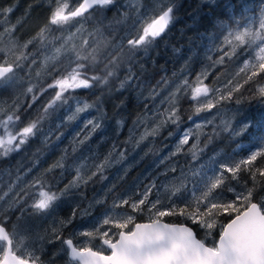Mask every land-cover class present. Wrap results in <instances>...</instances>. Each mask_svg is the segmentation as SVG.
I'll use <instances>...</instances> for the list:
<instances>
[{
  "label": "rangeland",
  "instance_id": "obj_1",
  "mask_svg": "<svg viewBox=\"0 0 264 264\" xmlns=\"http://www.w3.org/2000/svg\"><path fill=\"white\" fill-rule=\"evenodd\" d=\"M34 1L31 24L24 27L25 31L28 32L34 30L44 20L45 7L43 6L47 5L51 11L56 6V0H48V2L46 0ZM67 2L70 7H75L82 0H67ZM116 2H121L120 6L127 8L123 11L125 19L122 26H133L132 35H135L143 20L149 16L157 15L165 6L173 5L174 0H114V3L110 6H113ZM104 8L97 6L94 9L95 11L84 19L79 17L67 25L56 27L57 34L64 35L54 38L52 48L49 51L45 50L49 42L48 44L41 42L42 45L39 44L38 53L36 54V56H39L36 58L35 56H29L32 52L26 55L27 53L23 52L19 47L20 45H12L13 42H7V47L0 49V56L7 52L4 59L11 63L15 62L16 57L21 53L24 56L18 61L20 67L16 69L12 82L8 85H0V121L5 120L8 115L14 113L21 117L20 121L8 124L9 131L15 133L17 129L27 123L28 119L32 118L31 105H33L34 110L39 104H45L46 101L54 99L58 89L48 87L55 80L50 78V81L46 82L48 80L46 75L63 58L74 59V54L69 51L73 45H75L77 51H81V54L84 52L88 44L81 47L83 41L87 40L89 43L92 36V31L85 27L87 25L85 23L91 19L94 21L96 14H100ZM262 15H264V10L252 15L249 21L240 29L229 33L235 34L245 28L261 31ZM98 20H100V16H98ZM121 22H119V25ZM122 26L113 25L112 33L116 35V31H122ZM62 27L65 28L64 32H62ZM229 33L225 35L222 46L216 45L205 50L204 58L191 64L193 65L191 70H189L190 63L198 57L197 52L188 63L184 64L183 67H186V69L183 70L180 69L181 66L178 67L180 73L174 78L162 81L157 87L155 86L156 88L150 87L142 81L140 82V79L134 75L130 79H126L127 84H133L134 82L138 97L148 103L150 111L132 126L128 137L125 136V143L122 146L117 141L122 133L123 126L112 133L105 122L106 116L100 109L90 105L87 101L83 99L73 100L62 113H59L61 115L50 123L44 133L46 140H50L48 151L46 150L47 153L39 159H35V166L29 172H22L18 177L16 174L19 172L13 173V184L10 186L8 184L3 189L0 187V197H2L0 198V222L3 225L8 224L10 230L8 231L17 242L14 244V247L18 246L17 255L30 254L29 261L35 260L38 264H77L69 260L66 246L63 243L66 239H72L77 248L90 247L95 251L108 254L107 248L103 246L99 238L92 239L79 235V233L92 231L97 227L100 228V231L109 229L110 225L101 227V221L106 215L114 217L117 215H131L134 217L135 223L139 217L145 218L146 222H149L150 218L146 210L142 213L133 212L127 205L114 208V204L119 203L122 199H128L130 203L139 200L155 184L149 195V201L158 198L161 201L158 207H167L169 205V194L165 190L166 186L172 183L178 184L181 180H184L187 188L178 197H171V201L175 206L184 207L186 202H191L193 191L196 192V195H199L200 191L203 190V179L206 175H212L213 171L222 162L237 161L236 157L238 155L236 153L228 154L221 149L205 154V147L200 148V145H198L202 136L200 133L203 129L213 126L220 130L218 133H221L232 128V122L237 117H235V112L230 106L231 103L227 96L231 91L238 88L236 77L244 68L245 63L256 62L257 45L238 47L233 55H228L232 51V45L226 43V38H230ZM109 36L105 39L107 46L120 48L119 44L108 41ZM129 36V34L127 36L123 34V38L128 39ZM55 40L58 42L53 45ZM26 45L28 46L29 42L26 41ZM123 46H126V43ZM57 48L62 49L61 53L56 52ZM128 52L123 51L122 56L125 54L127 56ZM216 54L217 57L214 59L213 56ZM53 57L55 58L53 59ZM221 57H223V61L219 62ZM227 61L230 64H227ZM223 65L227 67H224L220 76L216 77V79H222L223 81L211 87L208 84V79L216 69H220ZM247 69H252L251 64ZM38 72L40 73L39 76H37ZM171 75H174V73ZM197 77L209 88V95L193 100L191 89L198 82ZM185 81H187V84L184 83ZM29 87L33 89L32 92H28ZM261 87H264V83ZM74 91L65 92L62 98L68 97L69 93ZM184 100L191 102L188 107L184 108V111L192 109V111L185 114L182 112L181 106ZM208 100L212 101L214 107L197 114L195 108ZM85 103L90 107L86 111L76 114L75 119L69 120L68 117L76 112V108L78 106L82 107ZM55 107L57 108V105H53L51 108ZM174 108L179 109L177 113L180 118L179 122L174 124L168 121L161 125L160 122L166 120V113ZM40 110H43V108H40ZM89 120L97 121L101 125L90 136V131L88 134H83L88 128L91 129V125L87 123ZM103 122H105L107 128V132L104 134L101 131ZM64 125L67 127L64 131H61ZM158 125H160L158 134L148 136L136 145V141L146 129L151 131ZM197 125H200V127L197 128ZM242 127L243 125L234 127L235 132ZM189 130L191 131V137L189 143L184 145L183 149L195 141L194 145L198 153V159L195 160L189 151L186 152L187 155H182V152L172 155L176 152L177 144L183 138V134ZM0 135H4L3 126H0ZM86 136H89V138L85 139ZM130 136L131 141H129ZM82 140L84 142L80 143ZM114 146L115 151H113ZM255 151H260V149H251L249 155ZM17 152H10L7 156L0 155L1 172L9 170L10 163L17 162L20 159ZM110 152L112 153L109 158L110 163L105 166L102 172L97 173V166L103 163L106 157H109ZM121 152L124 154L122 160L120 159ZM57 162H61L63 167H53ZM173 168L175 169L174 172L171 170ZM137 169L140 170L139 173L136 172ZM54 171L55 176L51 175L46 178L48 173L52 174ZM193 171H199L200 174L192 175ZM134 172L136 173L131 176ZM94 173L97 174L94 175ZM77 175L80 177L79 180L76 179ZM52 180V189L45 190L57 193L59 198L47 211L41 212L32 208L31 205L36 199L39 187L48 186L49 181ZM92 182L93 186L89 187ZM86 187L87 189H85ZM5 188L7 189L4 190ZM242 191L244 190H237V192ZM4 193H7V195H4ZM220 198L224 199L223 194ZM146 208L147 204L145 205ZM166 217H163L162 221ZM69 219H71V223H65ZM221 225L223 224L217 222L210 236L207 235L206 229L197 226L205 234V241H214L215 234L216 232L219 233ZM132 226L130 224L129 228ZM116 231L118 230L112 228L109 236Z\"/></svg>",
  "mask_w": 264,
  "mask_h": 264
},
{
  "label": "snow or ice",
  "instance_id": "obj_2",
  "mask_svg": "<svg viewBox=\"0 0 264 264\" xmlns=\"http://www.w3.org/2000/svg\"><path fill=\"white\" fill-rule=\"evenodd\" d=\"M113 3L114 0H82L77 6L70 7L67 0H56V6L51 11L48 25L57 27L67 25L76 18L83 17L93 7H107ZM173 8L174 5L165 6L157 15L149 16L142 21L136 34L126 40V46L130 53L140 49L147 51L148 47L168 30L169 25L172 24L175 18ZM260 29L261 31H253L250 28H245L235 34L229 33L230 38H226V43L232 45V51L228 53L229 56L233 55L238 47L244 45H257L258 47L255 57L256 62L245 63L244 68L241 69V71H244L251 64L252 71L247 76L245 83L260 73H264V15H262ZM46 30L47 26L40 31L39 35L42 38ZM87 44L88 41L84 40L81 47ZM24 47H27V45ZM61 51V48L56 49L57 53H61ZM69 51L74 54L73 63H75V67H71L66 75L48 85L49 88H56L58 91L55 93L52 102L43 110L45 114L48 108L53 107L56 101L61 100L65 92L79 88L89 89L93 87V82L101 80L99 76L88 75L89 63H79V61L95 63L97 59L95 48H92L86 55H82L81 51H77L75 45ZM5 54L7 55V52ZM22 58H24L23 53L16 57L15 62L10 63L7 59L0 62V85H8L12 82L16 69L20 67L18 61ZM222 61L223 57L219 62ZM113 74L111 71L107 73L108 76ZM39 75L38 72L37 76ZM197 81L191 89L193 100L209 95V88L203 84L199 77H197ZM103 83L107 84V79H104ZM184 83L187 84V81ZM120 86L123 87V83ZM32 90L31 87L28 88V92H32ZM258 92L261 96H264V87H260ZM230 95L231 93H229ZM89 107L90 105L87 103L82 107L78 106L76 112L68 119H75L76 114L86 111ZM213 107L212 101L208 100L198 105L195 112L198 114ZM178 111V108H174L166 113V120H162L160 124L163 125L168 121L174 124L178 123L180 119L177 115ZM43 118L41 116L27 122L15 133L9 131L7 126L9 123L20 121L21 117L19 115L14 113L8 115L5 120L0 121V126L4 127V135H0V155L7 156L10 152L19 151L30 137L37 134L39 123ZM87 123L91 125L89 136L101 127L97 121L89 120ZM199 127L200 125H197V128ZM159 129L160 125L151 131L146 129L136 141V145L146 137L158 134ZM89 136H86L85 139H88ZM190 137L191 131L189 130L183 134V138L177 144L176 152L172 155L182 152L183 146L189 143ZM129 141H131V136ZM83 142V140L80 141V143ZM113 151H115V146ZM189 152H191L194 160L198 159L195 145L189 148ZM111 155L110 152L109 157H106L104 162L97 166V173L102 172L105 166L110 163L109 158ZM258 157H264V148L252 152L246 159L231 163H220L212 175L204 177L203 190L200 191V194L196 195V192L193 191L191 202H186L184 207L175 206L171 201V197H178L187 188L184 180H181L178 184L172 183L166 186L165 190L169 194V205L167 207H158L161 204L158 198L149 201V195L155 184L139 200L131 203L128 199L120 200L119 203L113 205L114 208L127 205L133 212L142 213L146 210L149 213V222L135 223L134 217L131 215H117L115 217L106 215L101 221V227L110 225L109 229L100 231V228L97 227L92 231L79 233V235L92 239L99 238L111 250L110 255H103L99 251H93L90 247L77 248L72 239L63 241L66 250L71 259L80 261V264H264V196L259 198L256 196V185L264 184V179L258 181L257 175L264 178V167H253V163ZM123 158L124 154L121 152L120 159ZM53 167H63V164L57 162ZM171 170L175 171L174 168ZM241 171L248 172L254 183L252 187L237 192L229 184V181H238ZM97 173H94V175ZM199 174V171H193L192 173V175ZM76 179H80L79 175ZM224 191L233 193L232 198L221 199L220 197ZM4 195H7V193H4ZM58 198L57 193L47 191L40 186L31 207L41 212L47 211ZM146 204L147 208L145 209ZM225 214L230 217V220L221 225L218 239L213 241L211 246L203 240L197 239L196 233L191 227L162 221V218L166 216H184L191 220L193 224L206 229L207 235L210 236L217 225L218 218ZM65 223H71V219ZM130 224L133 225L131 228H129ZM112 228L118 231L109 236ZM15 243L17 242L14 237L4 226L0 225V264H29L30 254L17 255L18 246L14 247ZM32 264H35V260Z\"/></svg>",
  "mask_w": 264,
  "mask_h": 264
},
{
  "label": "trees",
  "instance_id": "obj_3",
  "mask_svg": "<svg viewBox=\"0 0 264 264\" xmlns=\"http://www.w3.org/2000/svg\"><path fill=\"white\" fill-rule=\"evenodd\" d=\"M116 4H114L115 6L105 7L102 10L99 14V22L95 19L97 18L96 14L94 21L91 19L85 23L87 24L85 27L92 31V36L82 55L88 54L92 48H95L97 59L95 63L86 61H79V63H89L88 75L99 76L101 80L93 82L92 88L76 89L73 93H69L68 97L56 101L54 105H57V108H48L46 114L43 110L52 102V99L46 101L45 104H39L34 110L33 105L30 106V113L33 116L27 122L41 116L44 118L39 123L37 134L34 137H30L28 142L17 152L20 159L17 162H11L9 170L1 172L0 169L1 189L8 184V186L13 184V173H22L21 171L23 170L21 168L25 164L33 163L35 159H39L43 154L47 153L50 140H46L44 136L45 130L73 100L83 99L90 105L100 109L106 116L105 122L112 133H115L117 128L120 129L123 126L122 133L117 141L122 146L125 143V136L127 135L126 138L128 137L132 126L150 111L148 103L138 97L134 82L133 84H127L126 79H130L134 75L140 79V82L142 81L150 87H157L162 81L174 78L181 71L177 65L175 67L177 71L174 72V75H171L172 73L164 76L154 75L151 72L152 70L162 64L161 68L166 69L164 62L171 61L173 58H180V69H186V67H183L184 64L188 63L196 52L198 57L195 58L196 60H192L190 65L197 60H202L205 56V50L211 49L216 45L222 46L227 33L240 29L249 21L252 15L264 10V0H180L179 6H174L173 8L175 17L173 23L169 25L168 30L160 38L148 47L147 51L140 49L134 52L135 54L138 53L137 55L128 52V56H122L123 51H129L128 48L124 47L122 50L115 52L116 48L107 46L108 44L105 41L107 36L113 35L111 26H122L125 19L123 11L127 10V8L121 7V2H116ZM120 21L122 22L119 25ZM98 29L100 31H97ZM57 37L59 38L61 35L59 34ZM57 42L55 40L53 45ZM176 50L179 51V56H177ZM216 57L217 54L213 56L214 59ZM73 60L65 57L59 61L46 75V79H48L46 82H49L50 78L56 80L66 75L71 67H75ZM226 63L230 64L228 61ZM225 65L218 70L216 69L208 79V84L211 87L223 81L222 79H216V77H219L220 73L223 72V68L227 67ZM192 68L193 65L189 67V70ZM109 71L114 74L108 76L107 73ZM251 71L252 69H246L237 74L238 88L231 91L230 96H227L231 103L230 106L235 112V117H237L232 122V128L226 132L218 133L220 130L210 126L203 129L200 133L202 136L198 145H200V148L205 147V154L222 149L228 154L236 153L238 155L236 160L239 161L241 158L246 159L251 149L259 148L261 150L264 148V96H261L258 92L259 87L264 83V73H260L245 83ZM179 76L178 78H180ZM104 79H107V84L103 83ZM122 83L123 87L120 86ZM189 104L191 102L186 100L182 102L181 106L184 114L192 111V109L184 111V108L188 107ZM40 108H43V110H40ZM105 122H103L101 128L102 134L107 132ZM239 125H243V127L235 132L234 127ZM66 127L64 125L61 131H64ZM89 131H91L90 128L83 134H88ZM194 144L195 141L184 148L181 154L187 155L186 152ZM253 167H264V157H258L253 163ZM137 171L139 173L140 170L137 169ZM51 175L55 176V171L52 174L48 173L46 178ZM239 176L240 179L238 181H229V184L236 190H245L253 186L254 182L248 172L241 171ZM261 179L264 178L257 175V180ZM52 185L53 180L49 181L48 186L44 185L43 188L52 189ZM91 185L93 186V182L89 187ZM88 195L90 196V194ZM232 196L233 193L231 192H223L224 199H231ZM256 196L257 198L264 196V184L256 185ZM229 220L230 217L227 214L218 218V222L221 224H226ZM164 221L171 224H186L192 227L197 237L207 245H212L213 243V241H205L204 238L206 236L202 233V230L184 217L179 215L167 216ZM140 222H146L145 218L139 217L136 223ZM4 225L9 230L8 224ZM218 234L216 232L214 241L218 239Z\"/></svg>",
  "mask_w": 264,
  "mask_h": 264
},
{
  "label": "flooded vegetation",
  "instance_id": "obj_4",
  "mask_svg": "<svg viewBox=\"0 0 264 264\" xmlns=\"http://www.w3.org/2000/svg\"><path fill=\"white\" fill-rule=\"evenodd\" d=\"M179 1L180 0H174L172 4L178 7ZM34 2H35L34 0H0V26H1L0 49L1 50L7 47L6 46L7 42H13L12 45L19 44L20 45L19 47L23 50V52H25V54L27 53L26 55H28L29 52H32V54H30L29 56H35L36 58L39 56V55L36 56V54L38 53L39 44L42 45L41 42H45L46 44H48L49 42V45H46L45 47L46 51H49L52 48V42L55 38V35L57 37L58 34L55 29L57 26L48 25L47 19L51 15V9L47 5L43 6L46 8V9L44 8L45 10L44 20L39 25L36 26L38 31L36 30V28H34V30H32L31 32L25 31L24 29L25 26H28L27 24H31L30 21L34 9L32 8V6ZM46 2H48V0H46ZM96 7L85 13L84 16L81 18L84 19L85 17L90 15L93 11H95L94 9ZM98 16L100 15L97 14L96 16L97 18H95L97 22H99ZM46 26H47V30L44 32V37L42 38L39 35V33L41 29H45ZM111 28L114 29L112 26ZM122 28H123L122 31L120 30L116 31V35L113 34L109 36V40H108L109 42L112 41V43H116L121 46L120 48L116 49L115 52H118V50H122L124 47L126 49L128 48L127 46H123L127 40L126 37L123 38V34H126V36L129 34L130 35L129 37L134 36L132 35V30L134 29L133 26L124 25L122 26ZM22 31H25L26 33L25 32L23 33ZM64 31L65 28L62 27V32ZM97 31H100V29H98ZM63 35L64 34H62L61 36ZM26 41L27 42L31 41V43H29L27 47H24L26 45ZM176 52H177V56H179V51L176 50ZM5 57H6L5 54H1L0 62H2ZM164 65H166V69H162L161 66H159L158 68L152 70L151 72L155 75H165V74L174 73L175 71H177V69H175L176 65L177 67L180 66V58H173V60L171 61L164 62ZM34 166H35V161L33 163L25 164L21 168L23 170L21 172H25V173L29 172L30 170L33 169ZM19 174L20 172L17 173L16 176L18 177Z\"/></svg>",
  "mask_w": 264,
  "mask_h": 264
},
{
  "label": "water",
  "instance_id": "obj_5",
  "mask_svg": "<svg viewBox=\"0 0 264 264\" xmlns=\"http://www.w3.org/2000/svg\"><path fill=\"white\" fill-rule=\"evenodd\" d=\"M94 8V7H93ZM93 8H91V9H93ZM91 9H89V11L91 10ZM164 223H168V222H165V221H163ZM140 223H148V222H140ZM0 225H2V226H4L5 227V225H3V224H1V222H0ZM176 225H184V226H187V227H190V226H188V225H185V224H176ZM6 228V227H5ZM192 228V227H191ZM7 229V228H6ZM193 229V228H192ZM193 231L195 232V230L193 229ZM9 232V231H8ZM196 233V232H195ZM196 237H197V235H196ZM197 239H199L198 237H197ZM74 243V242H73ZM103 244V243H102ZM75 245V244H74ZM66 246V245H65ZM76 246V245H75ZM103 246H105L107 249H108V251H109V253L108 254H104V253H102L103 255H110V253H111V250L107 247V245H104L103 244ZM94 251V250H93ZM68 257H69V260L70 261H72V262H76L77 264H80V261H78V260H73V259H71V256H70V254L68 253ZM32 262L33 261H29V264H32ZM35 264H38V263H36L35 262Z\"/></svg>",
  "mask_w": 264,
  "mask_h": 264
},
{
  "label": "bare ground",
  "instance_id": "obj_6",
  "mask_svg": "<svg viewBox=\"0 0 264 264\" xmlns=\"http://www.w3.org/2000/svg\"><path fill=\"white\" fill-rule=\"evenodd\" d=\"M174 80V79H173Z\"/></svg>",
  "mask_w": 264,
  "mask_h": 264
}]
</instances>
